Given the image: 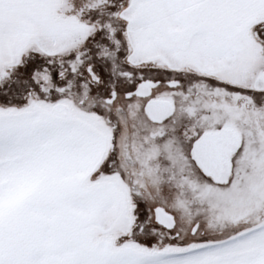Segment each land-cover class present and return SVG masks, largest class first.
Masks as SVG:
<instances>
[{"label": "snow or ice", "instance_id": "snow-or-ice-1", "mask_svg": "<svg viewBox=\"0 0 264 264\" xmlns=\"http://www.w3.org/2000/svg\"><path fill=\"white\" fill-rule=\"evenodd\" d=\"M0 264H264V0H0Z\"/></svg>", "mask_w": 264, "mask_h": 264}]
</instances>
